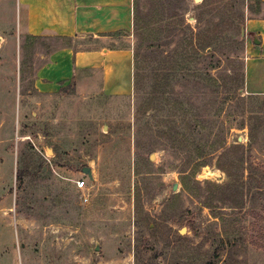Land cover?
I'll return each instance as SVG.
<instances>
[{
  "label": "rangeland",
  "instance_id": "obj_1",
  "mask_svg": "<svg viewBox=\"0 0 264 264\" xmlns=\"http://www.w3.org/2000/svg\"><path fill=\"white\" fill-rule=\"evenodd\" d=\"M135 7L129 95H37L59 39H23L15 71L1 64L0 264H264V93L245 90V21L263 2ZM0 21L17 26L14 0Z\"/></svg>",
  "mask_w": 264,
  "mask_h": 264
},
{
  "label": "crops",
  "instance_id": "obj_2",
  "mask_svg": "<svg viewBox=\"0 0 264 264\" xmlns=\"http://www.w3.org/2000/svg\"><path fill=\"white\" fill-rule=\"evenodd\" d=\"M14 6L17 26L0 21V66L15 71L17 47L23 39L66 41L46 54L36 68L32 87L37 95L48 100L66 95L64 89L74 82L87 90L97 86L109 95L132 92L135 53L130 34L135 25V0H14ZM245 28L247 50L254 53L246 62L245 90L261 94L264 69L253 87L250 74L251 69L264 67L260 61L264 56V8L256 16L246 17ZM6 152L10 156L14 153Z\"/></svg>",
  "mask_w": 264,
  "mask_h": 264
},
{
  "label": "built area",
  "instance_id": "obj_3",
  "mask_svg": "<svg viewBox=\"0 0 264 264\" xmlns=\"http://www.w3.org/2000/svg\"><path fill=\"white\" fill-rule=\"evenodd\" d=\"M89 176L84 175L81 179H74V183L78 190L84 191L88 187ZM85 200L88 201V197H85Z\"/></svg>",
  "mask_w": 264,
  "mask_h": 264
},
{
  "label": "water",
  "instance_id": "obj_4",
  "mask_svg": "<svg viewBox=\"0 0 264 264\" xmlns=\"http://www.w3.org/2000/svg\"><path fill=\"white\" fill-rule=\"evenodd\" d=\"M242 33H243V35H245V28L244 27L242 29ZM82 172L85 173V174H88L90 177H93L92 171H91V169L89 167H84ZM175 188H176V186H175Z\"/></svg>",
  "mask_w": 264,
  "mask_h": 264
},
{
  "label": "trees",
  "instance_id": "obj_5",
  "mask_svg": "<svg viewBox=\"0 0 264 264\" xmlns=\"http://www.w3.org/2000/svg\"><path fill=\"white\" fill-rule=\"evenodd\" d=\"M135 12H136V7H135ZM135 18H136V16H135ZM136 84H137V66H136V61H135L134 85L136 86ZM258 239H260V237H258ZM256 242H258V241H256Z\"/></svg>",
  "mask_w": 264,
  "mask_h": 264
}]
</instances>
